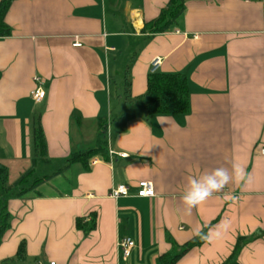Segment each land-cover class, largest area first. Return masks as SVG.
<instances>
[{"label": "crops", "instance_id": "0c3cea01", "mask_svg": "<svg viewBox=\"0 0 264 264\" xmlns=\"http://www.w3.org/2000/svg\"><path fill=\"white\" fill-rule=\"evenodd\" d=\"M169 1L12 2L5 19L11 36L0 39V165L11 186L31 168L30 181L53 177L10 199L0 264H159L172 243L182 247L197 229L222 220L230 222L222 239L177 264H225L239 240L229 264H264V0H184L175 28L143 34ZM157 59L155 73L187 79L189 114L147 115ZM38 86L46 93L41 103L33 99ZM39 118L48 163L34 150ZM101 138L108 160L66 168L73 153L95 149ZM233 162L245 167L248 184L230 183L186 214L180 198L188 176L231 170ZM145 181L155 197L111 196ZM79 220L86 229H77ZM124 238L136 245L127 261Z\"/></svg>", "mask_w": 264, "mask_h": 264}, {"label": "trees", "instance_id": "16d2710c", "mask_svg": "<svg viewBox=\"0 0 264 264\" xmlns=\"http://www.w3.org/2000/svg\"><path fill=\"white\" fill-rule=\"evenodd\" d=\"M14 0H2L0 2V39L11 36V30L7 27L5 19L9 8ZM184 0H170L167 7L163 9L159 17L144 25L143 34L161 35L175 28L178 21L184 14ZM146 112L148 116H179L187 115L190 112V91L187 79L181 74H164L151 73L148 76L146 91ZM105 124L100 122V134L104 135ZM33 145L36 158L42 163H48L47 142L41 127L40 118L36 120L33 131ZM101 156L108 160V146L104 139H99L97 147L85 153H73L66 161V168L73 164H80L88 170L89 162L95 157ZM36 165V161L33 162ZM34 169V168H33ZM33 169L24 174L14 185L8 182V171L0 165V243L5 233L10 229L11 214L9 213V201L11 198H21L27 193L40 187L53 176L36 178L30 181L33 176ZM93 221V220H92ZM82 221H77V229H86ZM89 230L95 228V222L88 226ZM207 232V229H204ZM239 240L231 258L225 263L229 264L233 261L240 249ZM206 242L198 237L193 238L182 247L172 243L173 250L171 253L160 257L159 264H177L193 249L201 247ZM26 256L25 246L21 244L17 259H24Z\"/></svg>", "mask_w": 264, "mask_h": 264}, {"label": "clouds", "instance_id": "9594fccd", "mask_svg": "<svg viewBox=\"0 0 264 264\" xmlns=\"http://www.w3.org/2000/svg\"><path fill=\"white\" fill-rule=\"evenodd\" d=\"M249 181V174L245 167L239 162H233L231 170L225 167H217L210 171L188 176L185 189L181 195V202L186 214H191L192 210L205 203L216 193H221L230 183L237 186H246ZM223 198L233 203L238 197L231 193H224ZM230 222L221 221L220 224L208 228L205 232L203 228H199L194 235L200 240L213 243L228 232Z\"/></svg>", "mask_w": 264, "mask_h": 264}, {"label": "built area", "instance_id": "2783aa9c", "mask_svg": "<svg viewBox=\"0 0 264 264\" xmlns=\"http://www.w3.org/2000/svg\"><path fill=\"white\" fill-rule=\"evenodd\" d=\"M75 47H80L79 43H75ZM160 59H157L153 61L152 63V70L151 73H155L157 67L160 65ZM36 83L41 82L39 78L35 79ZM46 97L45 91L41 87H37L36 90L33 93V99L36 103H41L44 101ZM264 154V149H263ZM111 196L114 199L120 198V197H136V198H153L155 197V189L151 182H141L136 190H132L130 187L127 186H118L111 192ZM119 247L122 252V257L124 261H127L134 251L136 245L133 239L131 238H124L120 241Z\"/></svg>", "mask_w": 264, "mask_h": 264}, {"label": "rangeland", "instance_id": "374dc122", "mask_svg": "<svg viewBox=\"0 0 264 264\" xmlns=\"http://www.w3.org/2000/svg\"><path fill=\"white\" fill-rule=\"evenodd\" d=\"M129 55H131V53H130V52H129ZM123 61H124V60H123ZM124 62H125V61H124ZM124 62H123V63H124Z\"/></svg>", "mask_w": 264, "mask_h": 264}]
</instances>
